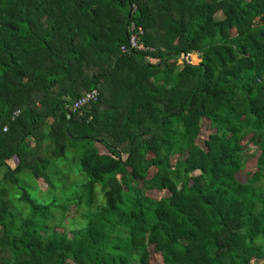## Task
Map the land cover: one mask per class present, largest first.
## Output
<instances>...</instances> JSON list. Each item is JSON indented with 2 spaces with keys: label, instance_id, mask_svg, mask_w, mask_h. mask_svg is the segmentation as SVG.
<instances>
[{
  "label": "trees",
  "instance_id": "trees-1",
  "mask_svg": "<svg viewBox=\"0 0 264 264\" xmlns=\"http://www.w3.org/2000/svg\"><path fill=\"white\" fill-rule=\"evenodd\" d=\"M131 22L148 49L125 54ZM78 145L88 209L65 231L19 176L55 190ZM3 167L0 264H264V0H0Z\"/></svg>",
  "mask_w": 264,
  "mask_h": 264
},
{
  "label": "rangeland",
  "instance_id": "rangeland-1",
  "mask_svg": "<svg viewBox=\"0 0 264 264\" xmlns=\"http://www.w3.org/2000/svg\"><path fill=\"white\" fill-rule=\"evenodd\" d=\"M17 112H19V115L16 116L15 113ZM20 114V110L15 111L12 119L16 120V118H18ZM202 123L201 134L197 142L198 145L205 147L204 145L207 141V136L212 132V128L206 121H203ZM35 141H33L32 138H29L28 142L35 143ZM80 147H82V145L74 146V148H69L67 150L66 157L58 160H53L51 167V178L55 183V190L51 189L48 191H44V189L46 188V184L43 181H40L39 185L37 181L33 179L31 173L28 171H24L23 174L19 176L20 178H25V181H22V184L27 187L32 198L42 204H49L54 200L55 206L59 207L54 210L55 218L49 221V227L55 226L59 229L60 227H62L65 231H72L81 228L82 224L85 222L84 214L88 209L86 208L85 200L83 205L81 206H77L76 202L78 200V196L84 194L83 189H81L80 186L88 181V177L82 172L81 166L79 164L78 156H80ZM99 147L103 146L99 145ZM256 152L257 151H255V148L248 152V156H251V158L244 168V171H242V173L238 176L241 181H246L247 174L256 170ZM124 158H127V155H124ZM176 159L177 158H174L173 162ZM10 164L12 165V167L16 166L14 160L10 162ZM6 171V167L1 168L0 178L4 173H6ZM259 186L264 189V178L259 183ZM101 188V185H97L96 187V195L98 200L100 201L103 197ZM8 189L9 197L12 199L13 207L15 208L12 209L14 210L18 218L19 216L22 218L28 217L30 214L29 206L21 203L19 200L21 190H19L15 186H8ZM148 195L158 199L166 196L167 193L155 191L148 192ZM103 201L105 203L104 197ZM151 264H161V258L158 256H154Z\"/></svg>",
  "mask_w": 264,
  "mask_h": 264
},
{
  "label": "built area",
  "instance_id": "built-area-1",
  "mask_svg": "<svg viewBox=\"0 0 264 264\" xmlns=\"http://www.w3.org/2000/svg\"><path fill=\"white\" fill-rule=\"evenodd\" d=\"M129 37L126 44L121 46V51L125 54H132L137 50H146L141 39L144 34V29L141 26H138L135 22H131L128 25ZM100 97V92L98 89H93L90 92L84 94L80 99L74 101L73 103L67 106L68 109L72 112H81L83 113V107L88 105L92 101H97ZM19 115V112L15 113ZM8 131V127H4V132Z\"/></svg>",
  "mask_w": 264,
  "mask_h": 264
},
{
  "label": "bare ground",
  "instance_id": "bare-ground-1",
  "mask_svg": "<svg viewBox=\"0 0 264 264\" xmlns=\"http://www.w3.org/2000/svg\"><path fill=\"white\" fill-rule=\"evenodd\" d=\"M141 41H142V40H141ZM144 47H145V46H144ZM145 48H146V47H145ZM147 49H148V48H147ZM147 49H146V50H147ZM139 51H143V50H139Z\"/></svg>",
  "mask_w": 264,
  "mask_h": 264
},
{
  "label": "crops",
  "instance_id": "crops-1",
  "mask_svg": "<svg viewBox=\"0 0 264 264\" xmlns=\"http://www.w3.org/2000/svg\"><path fill=\"white\" fill-rule=\"evenodd\" d=\"M12 161H13V160H12ZM12 161H9V165H11L10 162H12ZM11 166H12V165H11Z\"/></svg>",
  "mask_w": 264,
  "mask_h": 264
},
{
  "label": "water",
  "instance_id": "water-1",
  "mask_svg": "<svg viewBox=\"0 0 264 264\" xmlns=\"http://www.w3.org/2000/svg\"><path fill=\"white\" fill-rule=\"evenodd\" d=\"M200 66H203L202 64H199Z\"/></svg>",
  "mask_w": 264,
  "mask_h": 264
}]
</instances>
